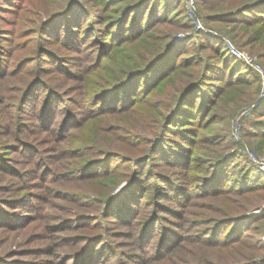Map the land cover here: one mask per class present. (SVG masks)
Here are the masks:
<instances>
[{"label":"trees","instance_id":"trees-1","mask_svg":"<svg viewBox=\"0 0 264 264\" xmlns=\"http://www.w3.org/2000/svg\"><path fill=\"white\" fill-rule=\"evenodd\" d=\"M88 1L94 5L92 8L82 0H65L56 10L49 13L48 19L42 23L41 37L48 43L54 40L65 45L71 53L69 51V55L61 56L45 44V48L41 50L40 61H46L53 68H62L67 74L73 73L74 67L79 66L80 71L87 69L88 65L85 64L92 58L89 51L85 50L89 46L87 35L96 32L97 36L91 43L99 41L101 46L95 45L102 53L95 55L98 63L87 71L89 73L93 69L97 70L86 81L89 91L92 92L91 96L82 100L79 108L61 110L60 105L64 104V101L59 98L58 92L46 88L45 81L41 79L29 81L19 97L21 105L17 115L19 127L15 137V150L21 152V156L35 158L32 161L34 160V165H39V176L46 168L48 173L55 175V168L47 160L48 157L40 155L39 143H33L31 140L32 132L57 128L59 137L66 139L80 128L85 120L97 123L98 120H104L99 118L105 115L119 116L124 112L131 114L134 111L140 118H145L144 121L136 122L134 129L140 131V135L147 131L155 133L153 136H143L150 146L143 155L131 158L122 152L109 150L98 159H89L81 168H74L73 173L81 171L83 181L94 182L99 177L106 176L108 184L112 187L103 200L100 214H78L85 222L80 226L92 229L96 224H100L102 228L94 234L86 231L66 236L64 239L75 243V248L63 254V264H107L116 257L118 264H121L122 257L116 252V243L112 238L115 235H126L134 238L138 246H149L157 226L161 238L155 249L152 251L145 248L132 260L137 264H176L177 260H182L179 255L182 253L183 240L182 233L177 231L176 226L184 224L183 220L180 223V218H184V209L196 198H220L227 194H231L230 197L238 201L244 197V202L240 201L244 207L251 201L263 200L261 205L241 210L230 211L217 205L215 210H227L225 216L211 215L206 223L208 225L201 229L209 247H223L228 249L229 253L236 254L235 251H241L245 246L259 222H264V172H261L242 151L226 156L225 151L216 152L213 148L205 153L201 167L194 151L198 146L197 142L205 140V135L200 130L209 128V118H212V122L217 118L219 120L221 114L217 112L226 110L228 106V120V117L242 109L245 102L258 94L262 85L259 71L245 60L231 55L224 37L208 35L205 29L199 32L201 41L198 44L192 37L175 41L176 29L167 27L169 23L179 28L180 23L175 16L181 12L187 20L185 27L193 26L185 0H129L128 3H123L122 7L116 6L119 0ZM197 2L200 9L205 8L207 3L210 5L208 12L204 13L206 29L211 27L220 30L234 38L239 46L262 52L261 56L264 58V0ZM112 11H117L113 17L110 14ZM95 23L97 24L94 25ZM83 38L87 40L82 41ZM16 45L15 42L9 45V51L3 48L2 51L6 52L7 56L11 55L6 60L11 59ZM105 56L109 59L102 63ZM6 60L3 53L0 56V73L5 70L10 72V62L6 65ZM22 65L23 62L19 66ZM44 66L46 65L42 63L40 69H44ZM42 89L46 90V94H40ZM141 101H146L143 111L136 109ZM262 101V105L252 113L253 117L258 116V121L251 124L246 132L248 135L258 136L260 144L264 141V99ZM66 106L70 107L68 104ZM215 107L217 111L213 110ZM123 118L127 119V116L121 115L118 120ZM130 125L133 126V122H130ZM117 130L121 129L117 127ZM212 133L210 137L206 136V139L214 142L217 134ZM119 139L123 143H131L130 139ZM98 143L111 147L119 143L123 146V143L113 138L103 144L99 141ZM260 144H257L258 148L261 147ZM96 147L98 150L103 149L99 145ZM34 149L39 150L37 158ZM1 158L0 170L16 171L13 172L14 176L23 173L16 167H11L7 162L11 159L0 155ZM118 158L123 162L129 161L131 165L129 176L124 179L119 174H113L112 166L114 162L118 164ZM236 161L238 163H235ZM152 163L168 164L174 168L175 175L181 176L176 179L159 169L146 170ZM189 169H193V173L192 177H188L189 186H186L182 175L189 173ZM153 178L155 183L149 186L147 181ZM149 188L161 198L177 204L173 206L162 200L153 201L155 206L176 217L170 219L156 212L150 218L140 219V212L144 208V196L141 194ZM12 200L0 199V226L18 229L23 225L24 218L20 213L24 211H13L20 199ZM95 201L99 204L100 199ZM2 204H7L8 211H1ZM255 207L260 210L253 212ZM139 219L141 222H138ZM72 220L73 218L65 217L59 227L62 230L72 229ZM110 223L126 225L130 229L115 230ZM185 228H190V223ZM137 237L139 241H136ZM259 248V251L263 252L261 255H251L248 249L242 250L243 258H237L234 264H264V241H260ZM32 262H16L0 257V264H35Z\"/></svg>","mask_w":264,"mask_h":264},{"label":"rangeland","instance_id":"rangeland-1","mask_svg":"<svg viewBox=\"0 0 264 264\" xmlns=\"http://www.w3.org/2000/svg\"><path fill=\"white\" fill-rule=\"evenodd\" d=\"M64 1L65 0H0V56L4 53L5 60L9 59L11 55L7 56V53L2 51L3 48H7L9 51L11 49L9 45H13L14 42L17 44L16 47L13 48L11 59L9 61L6 60V65L10 62V72L5 70L0 73V155L8 160L11 159V161H7L11 167H16L23 171V175L18 174L14 176L13 172L16 171L0 170V199H7L9 201H13L12 199H15V201L20 199L18 206L13 208V211H24V213H20L21 217L24 218L23 225L18 227V229L3 228L0 226V257L3 259H13L16 260V262H20V260H30L35 264H63V254L69 252L71 248H75L73 247L75 243L72 244V242L64 239L66 236L80 234L86 231L93 234L98 233L102 225L96 224L95 228L92 229H90V227L80 226L84 225L85 222H83L84 219L82 220V217L81 219L78 217V214H100L103 209V200L110 191L112 185L108 184V178L106 176L99 177L97 179L98 182L83 181L84 178L81 176V171L77 170L76 173H73L74 168H81L82 164L89 159H98L104 155L105 151L108 152L109 150L122 152L131 158L143 155L150 147L149 143L144 141L143 136H153L155 133L153 132V134H151L152 131H147L140 135V131L134 129V124L138 121H144L145 118H140V116L136 114V112L134 114L132 110L131 114L129 112V114L127 112L122 113L121 115L127 116V119L123 118L120 121L118 119L121 115H100L102 117L99 119L104 120H98L97 123H94L93 120H85L83 125L72 132L69 135L70 137L68 136L66 139L61 136L59 137L60 134L57 128L32 132L31 140L33 143H39L40 149V151L34 149L36 150V158L39 157L37 156L38 151L40 155L42 154L48 157L47 160L52 167L55 168V175L48 173L46 168V171L42 172L39 176L37 173L39 165H34V160L32 161V159L35 158H31L28 155L21 156V152L15 150L14 147H17L14 146V144L17 145L15 137L18 134L17 131L19 127V117L17 115L21 105L19 104V97L29 81H33L36 78H38L37 80L41 79L45 81L46 88H51L58 92L59 98H62L64 101V104L61 103L60 105L61 110L73 107L79 108V104L82 103V100L85 98L89 99L92 93L89 91L86 81L89 77H92V74H95L97 70L93 69L89 73L87 71L95 67L98 63L96 58H94L95 55H100V53H102V51L98 50L100 49L98 47L101 46L99 41L91 43L97 36L96 32L87 35L89 48L87 47L85 50L89 51L88 53L92 55L91 60H88V63L85 64V66L88 65L87 69L80 71V67L78 66L73 68L75 69L73 73L67 74L62 68L57 69L50 67V64H47L46 61H42L46 66H44V69H40L42 67L40 55L42 53L41 50L45 48V44L52 49L53 52L56 51L61 54V56L71 53L68 47L59 42L51 40V42L48 43L47 40L41 37L40 33L43 26L42 23L48 19L49 13L56 10ZM82 1L90 6V8L94 6L88 0ZM127 1L129 0H119L116 2V6L121 5L122 7V5H124L123 3ZM185 2L187 7L188 0H185ZM195 6L197 15L202 22V29H205L208 35H219L224 37L223 39H230L235 45L244 49L250 56L254 57L255 61L258 62L264 70V58L261 56L262 52L260 53L257 49L251 50V48L247 46H239L234 38L222 33L220 30H215L211 27L206 29L204 13L208 12V6L210 5L207 3L205 8L200 9L197 0H195ZM116 13L117 11H112V13H110L112 14L111 17ZM175 17L179 20V28L173 27V25L169 23L167 25V27L170 26L172 29H176L174 33L175 38L178 34H187V37H185L186 39L192 37L194 42L198 44L201 41L199 32L202 30L196 31L194 26L185 27L187 20L183 17L181 12ZM105 18L104 24L107 22V16H105ZM96 24L97 23L94 25ZM101 25H103V23ZM84 40L85 38L82 39V41ZM95 44L98 45V47ZM106 49L107 47L104 48V51H106ZM108 59V56L103 57L102 63ZM21 62H23V65L19 66ZM259 74L262 78V85L254 98L245 102L242 105V109L232 117H228V120L226 119L228 106L226 110H220L221 113L218 111L217 113L221 114L219 120L217 118L212 122V118H209V128H202L200 130V132L205 135V140L197 142L198 146H196V150L194 151L197 159L199 158L197 161L200 167L205 153L207 154V151L213 148L216 152L223 150L226 156H229L234 152H241L243 147H248L258 153L260 157L264 158V141L260 144L258 142V136L256 137L246 133L248 131L247 128L258 121V116L253 117L252 113L262 105V100L264 99V74L260 72ZM43 90L44 89H42L40 93L42 95H44L43 92L46 94V90ZM74 99H76V101ZM145 103L146 101H141L136 109L139 108L138 110L143 111ZM66 104L70 107L66 106ZM213 110L217 111L216 107L213 108ZM239 117H241L242 133L241 139L236 140L233 136L234 121ZM130 122H133V126L130 125ZM114 125H116L115 129ZM117 127L121 130H117ZM212 132L217 134H214L216 136L214 142L206 139V136L210 137L209 135L213 134ZM119 137L124 138V140L130 139L131 143H123ZM112 138L117 142L123 143V146L119 143L112 147L100 145L98 143L99 141L103 144L104 141H108ZM257 144H260L261 147L258 148ZM96 145L102 146L103 149L98 150ZM0 160H2V158ZM116 163L118 164L114 162L115 165L113 164L112 166L113 174H119L122 179L128 177L131 166L130 162H123L118 158ZM235 163H238V161ZM158 165H153L152 163L145 169H159L166 172L171 178L173 177L176 179H179L178 177L181 176L175 175L173 172L174 168L168 164ZM44 173H46L47 176H45ZM192 173L193 169H189V173H183L182 175V177L185 178L186 186H189L187 183L189 182V178L192 177ZM147 183L149 186L153 185L155 183L154 178L148 180ZM139 195L140 193L138 196ZM141 195L144 196L142 202L144 208L140 212V219L150 218L156 212H160L161 215L168 216L170 219L171 217H176L171 215L168 211L155 206L156 204L153 202L155 199L158 201L162 200V202L164 201V203H168V205L175 206L177 204H175L174 201L161 198L160 195H157L150 188ZM230 196L232 195L227 194V196L224 195L220 198L208 196L199 197L184 209V218H180V223H182L183 220L184 224L176 226L177 231H181L183 237L181 246L182 253L179 255V258L182 260H177L176 264H234L237 258H243L244 253L241 252L242 250L248 249L251 255H261V253H263L259 251L261 250V248H259L260 241H264V222L262 221H260L257 228L252 231V236L248 238L246 244H244L245 246L241 248V251H235L236 254L229 253L228 249L223 247L214 245L213 247H209L206 244L205 237L203 238L201 234V229L208 225L206 223L209 221L211 215L224 217L227 210H241L263 203V200L258 202L251 201L244 207L242 203L244 202V197H242V200H240L242 202H240L234 200L235 198H231ZM95 199H100V202H98L99 204H97ZM2 205L1 211H8V208H6L7 204ZM217 205L227 210H215V206ZM252 210L253 212H258L260 208L255 207ZM65 217L73 218L70 225L72 229L62 230L61 227H59L61 221ZM140 219L138 222H141ZM78 220H82V222ZM188 223H190V228H185ZM110 226H113L115 230L125 231L130 229L129 226L122 224L115 225L114 223H110ZM157 228L158 226L153 233L154 237L151 239L152 242L149 243V246L144 244L145 247L141 244L138 246V244L134 242V238H130L126 235H115L112 239L116 243V252L122 257L121 259L123 262H121V264H137V262H134L132 259L136 255H139L141 250L143 251V249L146 248L147 250L150 249L153 251L161 238ZM130 241H132V243ZM136 241H139L138 237ZM203 241L205 243H203ZM51 250H53V252H51ZM68 264H71V262ZM107 264H118V258L111 259Z\"/></svg>","mask_w":264,"mask_h":264},{"label":"built area","instance_id":"built-area-1","mask_svg":"<svg viewBox=\"0 0 264 264\" xmlns=\"http://www.w3.org/2000/svg\"><path fill=\"white\" fill-rule=\"evenodd\" d=\"M187 8H188L189 17L192 20L194 28L196 29V31H200L203 26H202V22H201L200 18L197 15V12H196L195 0H188ZM185 37H187V34H178L175 40L179 41L181 39H184ZM225 42H226V46L228 48V51L231 55L245 60L255 70L264 74L263 67L258 62H256L255 58L250 56L247 51L239 48L230 39H225ZM241 133H242V123H241V117H239V118H236L234 121V129H233L234 138L236 140L241 139ZM241 151L252 159V161L255 163L256 167L261 172H264V158L260 157V155L258 153H256L254 150H252L248 147H243L241 149Z\"/></svg>","mask_w":264,"mask_h":264},{"label":"water","instance_id":"water-1","mask_svg":"<svg viewBox=\"0 0 264 264\" xmlns=\"http://www.w3.org/2000/svg\"><path fill=\"white\" fill-rule=\"evenodd\" d=\"M176 39V38H175ZM176 41V40H175Z\"/></svg>","mask_w":264,"mask_h":264}]
</instances>
